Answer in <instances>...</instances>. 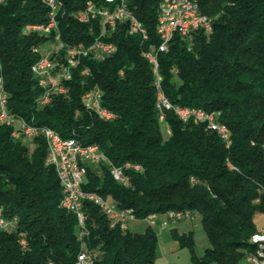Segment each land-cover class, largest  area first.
<instances>
[{
  "label": "trees",
  "instance_id": "obj_1",
  "mask_svg": "<svg viewBox=\"0 0 264 264\" xmlns=\"http://www.w3.org/2000/svg\"><path fill=\"white\" fill-rule=\"evenodd\" d=\"M58 1L65 45L92 44L98 22L83 24L74 15L100 0ZM163 1L128 0L148 39L129 35L128 25L119 23L104 39L116 43L117 53L104 61L82 58L72 69L69 95H54L40 106L43 90L32 66L55 32L26 27L47 24L48 7L41 0H6L0 7V66L9 107L64 139L99 145L115 166L142 165V171L126 172L127 184L116 181L105 165H88L84 191L133 210L139 220L173 210L199 214L209 240L203 256L195 255L192 234L178 236L172 230L192 250L195 264H244L258 230L255 215L264 214V0H194L200 13L212 18V33L197 29L190 42L176 34L169 50L157 54L166 96L174 104L218 112V121L231 131L229 148L206 124L185 123L172 111L161 121L144 53L158 51L161 44ZM86 68L89 74L83 73ZM95 88L113 120L86 109L83 95ZM163 124L171 134L164 135ZM12 132L13 127L0 124V210L16 221L0 231V264H75L83 248L94 254V264H155V228L143 233L113 228L91 202L83 206L88 235L80 241L77 215L63 208L57 172L46 164V140L31 139L36 148L30 151L29 139H16Z\"/></svg>",
  "mask_w": 264,
  "mask_h": 264
},
{
  "label": "built area",
  "instance_id": "obj_2",
  "mask_svg": "<svg viewBox=\"0 0 264 264\" xmlns=\"http://www.w3.org/2000/svg\"><path fill=\"white\" fill-rule=\"evenodd\" d=\"M6 0H0V7ZM48 7L49 21L47 24L30 25L26 27L37 28V32L52 35L49 41L42 48V57L32 66L33 74L38 78L39 85L43 94L38 99L40 106L51 103L54 95H69L68 83L72 79V69L76 68L81 60H76V50H83V58L91 57L96 61H104V52L118 51V46L114 42L105 41L116 30L119 23L128 25V34L131 36H141L144 40L148 39V31L144 24L133 14L128 7V0H100L90 1L86 7L74 15V18L83 24H93L98 22L99 33L95 36L90 45L80 43L76 46H66L62 41L61 33L58 30V15L61 5L58 0H45ZM195 8L187 3V7H160L158 33L161 44L158 51L152 50L145 52L144 56L149 60L154 75V85L157 91V106L161 112V121L165 122V112L161 111V103H168L172 112L183 122L206 124L208 128L216 132L224 141L227 148L232 144L231 131L227 125L218 121V112H207L202 109L190 108L174 104L166 96L162 79L159 72L158 52H167L170 42L176 34L182 36L189 42L193 40V32L202 29L206 34L212 33V19L193 20L191 26H183V19H189V12ZM177 10L178 20L175 26H167L168 12ZM93 30V29H92ZM93 32V31H92ZM70 55V63L67 66H60V57ZM40 68H47V75H40ZM89 68L84 70V74H89ZM123 74V71H121ZM82 101L87 110L97 114L101 119L113 120L115 114L102 106V92L95 88L83 95ZM0 124L13 127L12 135L16 139H34L42 136L47 143L46 164L53 167L58 175L60 184L63 188L62 206L69 212L77 215L79 225V240L83 241L88 235L86 229V218L83 212L85 202H91L98 206L102 213L110 220L111 227H120L123 231H129V224L138 221L135 213L131 209H121L118 204L110 199L104 198L94 192L84 191L82 186L86 180L88 165L109 167L113 178L121 183L129 182L126 172L128 170L142 171V165L138 163L123 164L115 166L108 161L106 155H102V150L98 145L96 148H88L77 139H64L55 130L49 127L36 126L30 124L26 119L17 117L9 107V96L5 88V81L0 66ZM167 132L171 134L170 127L167 125ZM230 168L233 166L229 163ZM261 201V200H260ZM193 213L190 210L169 211L166 214H151L144 219L150 227L160 226L162 229L169 226H176L178 223L192 219ZM16 221L8 220L0 210V231L9 229ZM260 245V257H253L250 253L246 254L247 264H264V228H258L254 239ZM21 243L26 246V240ZM95 256L85 248L79 253L75 264H94ZM53 264V263H49Z\"/></svg>",
  "mask_w": 264,
  "mask_h": 264
},
{
  "label": "rangeland",
  "instance_id": "obj_3",
  "mask_svg": "<svg viewBox=\"0 0 264 264\" xmlns=\"http://www.w3.org/2000/svg\"><path fill=\"white\" fill-rule=\"evenodd\" d=\"M50 45L51 43L48 44V46ZM162 132L167 135V126L165 124L162 125ZM31 141V139L25 140L29 144L30 151H34L36 145ZM254 221L258 228H264V214L262 212H257ZM129 227V231L132 233H143L149 227V224L145 220H138L131 222ZM173 229H177L178 236L192 234L194 253L198 257L203 256L209 247L208 236L202 225L201 216L195 214L192 219L182 221L176 226H169L164 229L160 226L155 228L159 238L155 264H195L192 250L181 245L180 240L174 236ZM244 264H247L246 261Z\"/></svg>",
  "mask_w": 264,
  "mask_h": 264
},
{
  "label": "bare ground",
  "instance_id": "obj_4",
  "mask_svg": "<svg viewBox=\"0 0 264 264\" xmlns=\"http://www.w3.org/2000/svg\"><path fill=\"white\" fill-rule=\"evenodd\" d=\"M45 3V0H41ZM187 3L193 6L195 9L192 12H189V19H183V26H191V19L193 20H205L210 19L205 15H202L199 10L197 1L194 0H164L161 4V7L173 8V7H187ZM212 19V18H211ZM175 20H178L177 10H170L168 12L167 26H175ZM30 30L37 31V28H30ZM113 52H104V59L113 56ZM83 58V50H76V60H81ZM70 63V55H62L60 57V66H67ZM40 75H47V68H40ZM161 111L167 112L172 111L168 103H161ZM166 115V114H165ZM98 145L92 144L88 145V148H96ZM103 155V154H102ZM109 161V160H108ZM127 162L125 164H130ZM255 233L251 236V239H254ZM250 250L247 253H250L253 257H260V245L257 240H250ZM94 256V254H93Z\"/></svg>",
  "mask_w": 264,
  "mask_h": 264
}]
</instances>
